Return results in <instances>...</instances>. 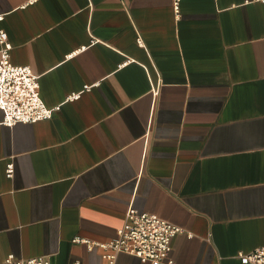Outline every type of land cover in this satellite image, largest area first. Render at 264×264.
<instances>
[{
	"label": "crops",
	"instance_id": "1",
	"mask_svg": "<svg viewBox=\"0 0 264 264\" xmlns=\"http://www.w3.org/2000/svg\"><path fill=\"white\" fill-rule=\"evenodd\" d=\"M174 1L0 0L11 61L60 106L13 125L0 108V264H152L73 241L115 238L132 205L184 229L176 264H253L239 252L264 246V1Z\"/></svg>",
	"mask_w": 264,
	"mask_h": 264
},
{
	"label": "built area",
	"instance_id": "2",
	"mask_svg": "<svg viewBox=\"0 0 264 264\" xmlns=\"http://www.w3.org/2000/svg\"><path fill=\"white\" fill-rule=\"evenodd\" d=\"M264 1V0H259ZM174 8L179 13V0L174 1ZM139 43L142 42L138 38ZM12 43L5 30L0 29V108L4 112L3 123L13 125L17 122H35L49 118L53 110L60 106L49 107L40 95L38 75L30 65H18L11 61ZM89 89L91 85H85ZM81 92H74L68 99H75ZM13 174V164H8L7 175ZM184 229L162 218L156 213L140 211L133 205L126 212L125 221L118 229L117 236L108 241H94L76 236L74 242L86 243L89 249L95 246L105 250L104 255L113 262L116 253L125 251L135 254L142 261L152 264H176L169 257L172 238ZM253 264H264V246L250 252H239ZM4 264H53L46 255L17 258L10 253Z\"/></svg>",
	"mask_w": 264,
	"mask_h": 264
}]
</instances>
